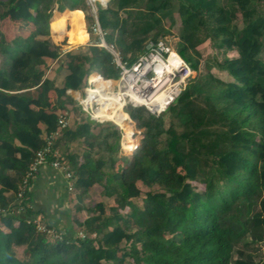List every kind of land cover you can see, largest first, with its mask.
<instances>
[{"label": "trees", "instance_id": "obj_1", "mask_svg": "<svg viewBox=\"0 0 264 264\" xmlns=\"http://www.w3.org/2000/svg\"><path fill=\"white\" fill-rule=\"evenodd\" d=\"M88 9L87 0H0V22L33 27L11 38L0 28V97L15 100L0 107V222L22 212L19 226L0 229V264H264L263 254L245 251L264 240V0L96 3L104 42L126 62L147 41L169 35L177 16L175 51L195 72L159 115L124 108L125 146L142 140L130 155L119 154L121 131L112 121L90 119L67 93L83 87L90 71L119 74L106 49L95 41L81 45L88 37L77 14L83 18ZM84 19L92 34L93 15ZM204 42L220 56H207L200 68ZM67 45L81 46L62 51ZM45 58L55 65L48 68ZM23 97L43 110L33 113ZM64 109L74 117L52 147L72 173L73 207L84 214L73 225L85 237L42 220L62 235L51 240L26 222L36 216L31 180L20 200L16 193ZM95 186L98 197L90 200Z\"/></svg>", "mask_w": 264, "mask_h": 264}, {"label": "built area", "instance_id": "obj_2", "mask_svg": "<svg viewBox=\"0 0 264 264\" xmlns=\"http://www.w3.org/2000/svg\"><path fill=\"white\" fill-rule=\"evenodd\" d=\"M91 32L97 36V41L95 45L100 46L111 53L113 56V61L119 69V77L117 80H112L104 78L100 73L93 70L87 75L86 83L82 91L75 92V101L77 105L84 111L90 119L96 121H112L121 131L120 138V151L132 154L138 148L137 146L133 149L127 148L126 142L127 137L124 127L116 120L105 118L98 115L97 110L101 107L113 111L115 108L110 105L108 101L112 94H116L118 100H121V109L123 110L126 105L133 107L144 106L150 113L159 115L168 107L170 103L179 95L182 88H180V82L185 77V74L190 72L189 66L182 60V58L176 53V51L168 45L164 40L157 39L155 41H149L145 45V50L133 58V62L128 64L126 61H122L117 51L111 44H106L103 39V32L101 31L98 23L94 20L91 25ZM175 55L179 58L180 63H182L183 69H176L172 67L170 72L167 71L166 67L168 64V59L171 55ZM182 72V73H181ZM100 76L101 78L113 81L112 85L97 84L98 79H93V76ZM178 75L179 80L173 82V78ZM158 77V81L155 79ZM163 78L162 82L159 83V78ZM100 80V78H99ZM148 82H154V87L145 89L143 88ZM159 85H155L158 84ZM168 88L171 94L167 103L161 107L159 110H153L147 104L140 101V97L146 95L147 97H152L154 94L164 91ZM146 90V91H145ZM70 114L69 111L64 109L61 110L57 115L56 125L57 129L44 136V145L36 150L34 158L30 163L27 171L23 175L18 191L16 193L17 199H21L25 188L27 187L29 181L37 173L40 166L44 164H49L52 168L60 171L66 180V189L72 191L73 186L71 183L72 173L70 171L69 165L62 160L55 149H53V141L59 136L62 128L69 124ZM136 133L130 135L131 139H135ZM27 223L32 222L35 226L36 232L45 233L51 240L61 239V234L56 232L53 228L47 227L40 218L26 219ZM77 235L80 238H84L85 234L82 231H78ZM94 235H92L93 237Z\"/></svg>", "mask_w": 264, "mask_h": 264}, {"label": "crops", "instance_id": "obj_3", "mask_svg": "<svg viewBox=\"0 0 264 264\" xmlns=\"http://www.w3.org/2000/svg\"><path fill=\"white\" fill-rule=\"evenodd\" d=\"M8 26H12L14 29L13 34L7 33L6 28ZM0 28L9 38L19 34L25 36L33 29L31 24H22L10 19L2 20L0 22ZM76 46L67 45L62 51L75 48ZM51 61V59L45 58L46 64H49ZM76 91H79V89L67 90V93L74 99ZM22 99L29 105L33 113L39 114L43 110L35 100L26 97ZM14 103L15 100L10 97H0L1 108H10ZM39 129L42 131L44 125H39ZM28 193L30 206L35 212V217L40 218L47 224L67 234L75 232L73 229V220L75 218L82 219L84 214L74 210L73 193L66 189V180L60 171L52 168L48 163L40 166L30 181ZM14 215L5 223L0 222V229L3 232H9L12 227L20 225L21 210L18 209V212H14Z\"/></svg>", "mask_w": 264, "mask_h": 264}, {"label": "rangeland", "instance_id": "obj_4", "mask_svg": "<svg viewBox=\"0 0 264 264\" xmlns=\"http://www.w3.org/2000/svg\"><path fill=\"white\" fill-rule=\"evenodd\" d=\"M87 2H88V4H89V9L88 10H85V13H84V16H83V20H84V27L82 28V33H84V35H86L87 37H88V42L87 43H85V44H81V45H86V44H89L90 42H92V41H97V36L95 35V34H91V33H89V31H88V28H87V25H86V23H85V16L87 15V14H92L93 15V17L95 16V7H96V3H98L101 7H104L105 5H106V2H107V0H87ZM176 23H175V25L171 28V33L169 34V35H165V36H162V37H159L158 39H161V40H164L168 45H170L174 50H176L175 49V47H176V42H177V40H178V38H177V27L179 26V19H178V17L176 16ZM94 20H95V17H94ZM73 28H75V24H76V20L74 19V21H73ZM6 31H7V33L8 34H13V31H14V29L12 28V26H8L7 28H6ZM25 32H26V30H25ZM50 37H51V33H50ZM51 40H52V37H51ZM151 41V40H150ZM52 42H53V40H52ZM149 41H147V43H148ZM54 43V42H53ZM54 45H56L55 43H54ZM81 45H77L76 47H78V46H81ZM57 47V46H56ZM75 47V48H76ZM62 50V49H61ZM198 50H199V53H200V55H201V57L199 58V67L200 68H203L202 66H203V62L205 61V59H206V57L207 56H209V55H214V56H216V57H219L220 55V50H213L212 49V47L209 45V43L208 42H204V43H202L201 45H199V47H198ZM108 53H110L109 51H108ZM111 54V53H110ZM259 57L261 58V59H263L264 60V37L261 39V51H260V54H259ZM49 61V60H48ZM55 65V62H50L49 64H47V66H48V68L49 67H52V66H54ZM182 73V72H181ZM194 75H195V72L193 71V70H191L190 69V72L187 74H185V77L182 79V81L180 82V88H182L184 85H186L187 83H188V81H189V79L190 78H192V77H194ZM118 77H119V75H117V76H115V77H110L112 80H117L118 79ZM179 80V77H178V75H176L174 78H173V82H176V81H178ZM161 82V81H160ZM85 86H88V83H85L84 84V86L83 87H81L79 90L80 91H82L83 90V88L85 87ZM127 106V105H126ZM125 106V107H126ZM124 107V108H125ZM123 111H124V109H123ZM125 112V111H124ZM69 114H70V121L71 120H73V117H74V113L72 112V111H70L69 112ZM134 133H135V131H133ZM138 139V135H137V133H136V137H135V139L134 140H137ZM141 142H142V140H139L138 142H137V144H138V146L137 147H140V145H141ZM119 154H121V155H130L129 153H127V152H124V151H120V153ZM193 185H194V187L197 189V190H201L202 189V184H199V183H193ZM98 191H99V187L98 186H95L94 187V191L89 195V198H90V200H96L97 199V197H98ZM73 200V199H72ZM172 201L175 203V204H177V205H181V204H183V202H182V199L180 198V197H173L172 198ZM73 206H74V203H73ZM126 210V207H122V211H125ZM73 229L78 233V229L73 225ZM76 233V234H77ZM78 236V235H77ZM14 251H15V255H16V257L17 258H23L24 256H25V252H24V247H15V249H14ZM245 251H247L248 252V254H250V253H254V254H263L264 255V242L262 241V242H260L259 243V245H258V249H257V251H255V252H253V250H251V249H249V248H246L245 249ZM247 252H245V253H247ZM255 255V256H256ZM254 256V257H255Z\"/></svg>", "mask_w": 264, "mask_h": 264}, {"label": "bare ground", "instance_id": "obj_5", "mask_svg": "<svg viewBox=\"0 0 264 264\" xmlns=\"http://www.w3.org/2000/svg\"><path fill=\"white\" fill-rule=\"evenodd\" d=\"M77 19L80 22V24L82 26H84L83 18L81 16V14H77ZM172 67H175L178 70L183 69L182 63H180L179 58L173 54L168 59V64L166 67L167 71L170 72ZM94 77L100 78L101 82L109 81L107 79L103 80V78L96 76V75L93 76V79H94ZM159 79H160L159 83H161L163 78L160 77ZM155 81H158V77L155 79ZM159 83L155 84V85L157 86V85H159ZM97 84H99V83H97ZM106 84L110 85L108 82H106ZM152 87H154V82H148L146 85L143 86V88H145V89L152 88ZM168 88L169 87H167V89L164 91H161V92L154 94L152 97H147L146 95H143L139 99L142 103L147 104L153 110L154 109L159 110V109H161V107H163L167 103V101L169 99L171 92H170V90H168ZM108 101L110 102V105L112 107L114 106L115 109L113 111H109V109L101 107L97 110L98 115L103 116L105 118H110V119L116 120L120 124L123 123L126 120L127 115H126V112H124L120 107L121 106V100H118V98L116 97V94H112Z\"/></svg>", "mask_w": 264, "mask_h": 264}, {"label": "water", "instance_id": "obj_6", "mask_svg": "<svg viewBox=\"0 0 264 264\" xmlns=\"http://www.w3.org/2000/svg\"><path fill=\"white\" fill-rule=\"evenodd\" d=\"M95 17V20H96V16H94ZM133 60L134 59H131L129 62H128V64H130L131 62H133Z\"/></svg>", "mask_w": 264, "mask_h": 264}]
</instances>
